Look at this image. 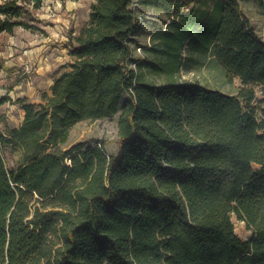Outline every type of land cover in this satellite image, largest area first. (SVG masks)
Segmentation results:
<instances>
[{"label": "trees", "instance_id": "1", "mask_svg": "<svg viewBox=\"0 0 264 264\" xmlns=\"http://www.w3.org/2000/svg\"><path fill=\"white\" fill-rule=\"evenodd\" d=\"M44 1L0 0V35L40 31ZM139 6L172 19L136 61L167 83L131 67ZM89 17L43 102L19 100L21 126L0 130V264H264L256 93L173 80L190 44L264 93V42L237 0H96ZM117 114L116 154L63 148L77 123ZM18 144L27 160L10 170L2 148Z\"/></svg>", "mask_w": 264, "mask_h": 264}, {"label": "rangeland", "instance_id": "2", "mask_svg": "<svg viewBox=\"0 0 264 264\" xmlns=\"http://www.w3.org/2000/svg\"><path fill=\"white\" fill-rule=\"evenodd\" d=\"M96 0H45L38 14L42 22H37L41 30H25L17 27L13 34L0 35V130L7 133L12 128H19L25 112L19 100L27 103H42L50 93L55 79L66 70L74 57L70 51L71 37H76L90 23L91 6ZM212 3V0H209ZM241 12L249 19L260 40L264 42V2L262 0H237ZM138 15L142 29L134 40V60L131 67L145 75L150 83L168 82L165 74L155 75L146 66L136 65L138 59L154 57L149 48L151 36L156 29H166L171 22L160 9L139 6ZM189 44L182 56L180 71L174 75L175 81H190L217 89L225 94L238 95L243 88L255 91L252 106L257 109L258 118L264 117L263 88L256 84L245 85L239 77L228 74L213 60L195 52ZM120 114V113H119ZM119 114L96 121H83L74 125L68 142L63 148L69 149L78 143H101L108 154H116L119 149L118 119ZM2 154L8 169H14L26 162L28 153L18 145H7ZM30 159V158H29ZM235 232L242 239H248L251 231L244 222L233 218Z\"/></svg>", "mask_w": 264, "mask_h": 264}]
</instances>
